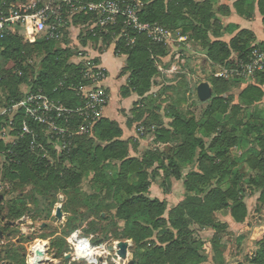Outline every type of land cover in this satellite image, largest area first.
I'll use <instances>...</instances> for the list:
<instances>
[{"label":"trees","instance_id":"obj_1","mask_svg":"<svg viewBox=\"0 0 264 264\" xmlns=\"http://www.w3.org/2000/svg\"><path fill=\"white\" fill-rule=\"evenodd\" d=\"M29 1L0 0V14L11 6ZM69 1L85 4L105 0ZM139 1L142 3L139 13L142 23L159 24L171 30L176 38L199 44L207 52V60L214 65L229 70L240 68L250 62L255 49L264 51V42L256 44L255 34L248 30L239 31L229 42L221 40L223 32L234 35L239 29L233 25L224 27L218 19V14H231L226 5L217 7L211 0ZM233 7L246 19H252L258 10L264 28V0H236ZM74 19L82 26L96 21L92 14H79ZM121 30L122 25L111 27L108 32L96 28V36L85 30L84 38L96 44L110 45L115 36H120ZM132 39L134 43H131ZM61 42L40 38L29 43L16 32L0 38V102L4 99L10 104L13 100L18 101L19 86L28 83V78L20 77L15 70L28 56L37 54L42 56V71L32 91L41 92L68 108L79 106L81 97L76 88L84 84L83 67L70 62L74 52L60 46ZM114 51L118 56L127 57L121 73L128 75L126 85L121 88L122 98L131 95L141 98L133 109L138 122L144 119L140 104L147 107V101L154 100L148 94L159 76L155 59L167 57L170 49L153 43L145 34L130 32V42L125 37L119 38ZM211 84L213 97L205 102L208 107L201 120L170 112L164 118L171 121L168 128L163 121L150 125L153 120L149 118L142 123L158 135V143L167 145L171 138L181 140L166 152L154 148L139 158L132 157L131 141L122 139L123 130L119 124L102 118L94 129L96 140L88 136L77 137L76 147L68 158L72 168L62 177L59 171L47 170L46 162H40L30 147L29 137L14 147L4 146L0 139V151L6 152L11 159L7 176L34 189L41 183V178L46 177L48 185L64 186L70 191L79 186L84 175L92 173L97 193L83 202L88 215L86 220L95 218L97 222L90 224L94 228L99 227L98 222H107L105 230H115L117 240H132L134 264H205L207 259L200 251L205 242L199 236L200 232L207 228L217 232L227 229V225L215 221L216 213L228 211L235 223L243 224L249 215L247 195L258 194V210L264 208V114L259 110L253 119L246 114L247 108L256 107L264 99V72L257 73L252 82L243 86L224 78L212 79ZM20 122L21 119L18 124ZM233 150L241 151V155L233 156ZM195 165L197 169L190 171L183 182L187 196L166 218L168 203L150 198L152 184L162 173L161 188L168 194L172 180H182L184 171ZM245 168L252 175L247 177ZM31 202L36 206L33 198ZM108 203H115L116 208L111 210L106 206ZM26 204L25 200L16 202L10 210L12 217L24 215ZM104 213L107 217L103 219ZM77 221L76 218L69 221V233L76 230ZM119 223L123 224V229L117 232ZM109 238L106 231L103 240ZM220 241L215 240L213 246L222 259ZM256 244L259 250L248 258V264H264V229ZM58 245L63 247L64 242ZM66 251L67 247L57 254L64 258ZM10 259L13 264L24 262L18 254ZM219 264H223L222 260Z\"/></svg>","mask_w":264,"mask_h":264},{"label":"rangeland","instance_id":"obj_2","mask_svg":"<svg viewBox=\"0 0 264 264\" xmlns=\"http://www.w3.org/2000/svg\"><path fill=\"white\" fill-rule=\"evenodd\" d=\"M197 1L202 2L203 0ZM74 20V17L69 20V24L65 30L66 32L61 40L62 42L59 44L63 48L72 49L74 55L70 62L76 65L82 64V62L78 60L79 53L81 52L87 53L86 60L99 61L98 57L94 58L93 56H98V54L107 51L103 57V63L105 65L106 60H110V63H106L105 65L108 68L110 79L111 92L106 84L109 97L111 95V100L109 101L110 110H115L116 107L119 117L124 120L123 123L126 124L128 121L130 124L131 128H129L128 131L132 133V142H139L136 152L138 157H141L144 152L154 148H159L166 152L169 148L181 143V140L178 138H171L167 145L158 143L156 141L158 135L153 132V129H149L142 124L146 118L153 120V122H150V125H155L163 121L166 128H168L171 121L164 118L170 112L184 116H194L196 120H201L204 117L208 104L201 103L197 97V88L200 84L209 83L213 89L211 82L212 79L216 78L231 80L232 82L238 83V86H243L253 81L252 77H248L249 79L247 80H238L239 78L231 73L223 75V72L227 69L214 65L208 61L206 57L207 52L202 51V47L199 44L193 41H184L180 46L179 44L174 46V48L180 47L182 49L181 52L185 59V63L180 66V72L169 76L159 73V76L155 79L156 81L151 92L148 94V96L151 95L150 97L153 96L152 98L154 100H148L147 107H143V105L140 104L141 108L144 109V119L137 122L135 119L136 117L133 115V109L135 108L134 101L131 103L130 98L124 100V106L130 105L127 108L121 105L122 101L119 90L120 86L124 83L123 79H128V75H125L124 78H118L116 72V68L120 67L124 62V59L115 58L113 54V52L115 53V44L120 36H115L114 41H111L110 45H105L102 42H100V44L93 43L91 40L84 38L86 33L85 29L82 25L76 24ZM75 28L77 30H75ZM16 33L21 35L25 42H29L26 38H31L33 40L32 33H28L32 35L29 36L26 31L21 28H19ZM257 36L259 39H262L259 32H257ZM224 40L229 41V38L225 36ZM84 41H86V45L83 44ZM173 52L174 51L171 49L168 56L173 54ZM155 60H158V58ZM15 71H17L20 77L25 76L24 78H28V83H23L19 86L18 101L13 100L10 104L4 99L0 102V121L2 125L0 139L4 146L11 147L19 145L21 141L27 137L25 135L21 137L24 112L18 111L19 108L14 111L13 106L24 100L31 93L42 95L41 92L32 91L33 84L42 71V56L37 54L28 56L22 61L21 66H17ZM43 95L47 97V95ZM135 100L140 102L141 98L137 97ZM118 103L119 105L117 106ZM259 110L264 114V99L260 104L256 105V107L247 108L246 114L249 118L253 119L259 114ZM262 112L260 114H262ZM108 115L111 118L113 117L110 113ZM155 117L157 118L156 120L154 119ZM19 119H21V122L18 124ZM245 121H247V118ZM60 128L64 132L62 133L64 138L59 140L56 132ZM78 129V121H74L73 119H68V121L63 119V121H61L52 113L48 114L43 125L30 124V131L36 138L33 145L31 139L30 147L36 152L41 163L46 162L45 166L47 170L59 171L62 177L66 170L72 168L68 158L76 147L75 142L77 137H80L76 135V132H79ZM141 129H144V131ZM18 132L21 134H18ZM71 134L74 135L69 138ZM197 135L199 136V133ZM84 136L96 140L94 132ZM134 139L136 140L134 141ZM65 141H67L66 149L64 148ZM131 151V156H134ZM240 155L241 151L233 150V156L238 158ZM10 162L11 159L9 155L6 154V152L0 151V231L5 236L3 240L4 243L0 248V261L11 262L10 257L18 254L23 258V264H27V248L34 242L40 241L37 242V244L41 243L47 246L48 242L49 254L55 261L53 264H57L58 262H61V264H89L88 261L73 262L69 259L66 260L63 257H59V254H57L61 249L64 251L65 247H67L65 253L69 252L66 238L74 232H79L80 237L83 239L92 240L94 246L101 244L107 245V251H114L113 247L117 242L131 241L133 243L132 240H117L114 237L115 230L111 228L105 230L109 224L107 222H98V228L90 227V224L97 222V220L93 217L86 220L88 215L83 208V202L90 195L97 193L94 187V175L92 173L84 175L79 186L70 191H66L64 186L54 188L52 185H48L46 177H42L41 183L34 189L30 185L22 184L19 181H13L7 176ZM196 169V165L190 166L184 171L182 180H172L171 189L167 188L169 189L168 194H165L163 188H161V183L163 182L162 173L161 177L157 179V182L152 184L149 193L150 198L166 200L168 203V209L165 214L166 218L169 217V212L187 196L183 188V182L186 175L190 171ZM245 171L247 177L252 175L248 168H245ZM44 184L47 185L45 186ZM32 198L36 206L31 202ZM61 199L64 200L62 201ZM19 200H25V202H27L25 205V213L18 218H13L10 214V210ZM245 201L248 205L249 215L243 224L235 223L230 212L221 211L214 215L215 221L227 225V229L223 230L224 232H217L211 228H207L200 232L199 236L205 242L204 247L200 250L207 259L205 264H219L221 260L223 264H236L237 262L248 264V258L254 256L259 250L256 240L264 229V208L258 210V194L254 196L247 195ZM106 206L112 208L111 210L116 208L115 203H108ZM60 208L62 212L57 215ZM106 214H102L103 219L107 217ZM56 216H60V219ZM72 218L78 220L76 223L77 228L69 233L67 225ZM95 229L97 231H95ZM122 229L123 224L119 223L117 232H120ZM89 231L90 233H88ZM106 231L110 238L103 240ZM215 240H221L220 255H222V259H219V255L214 250L213 244ZM62 242H64L63 247L58 245ZM114 248L116 250V247ZM132 248L130 249L127 262L124 264H134ZM110 253H112V255H108L109 257H107L109 264H114L112 261L113 256H115V259L117 257L118 264H122L125 260L118 255L117 250Z\"/></svg>","mask_w":264,"mask_h":264},{"label":"built area","instance_id":"obj_3","mask_svg":"<svg viewBox=\"0 0 264 264\" xmlns=\"http://www.w3.org/2000/svg\"><path fill=\"white\" fill-rule=\"evenodd\" d=\"M141 7L142 3L139 0H105L100 3L85 4H74L69 0H30L26 4L11 6L6 12L0 14V38H4L6 34L15 33L19 28L25 30L28 34L29 24H31L33 40L28 38L30 42L34 43L40 38L61 41L71 18L79 14H92L95 15L96 21L91 25H84L83 28L93 33V36H96V28L108 32L109 28H115L119 25H122L120 38L125 37L129 42L130 32L145 34L153 43L166 46L174 51L168 57L155 60L159 73L167 76L179 73L180 66L185 63V59L181 52L182 49L180 47L174 48V46L178 44L180 46L184 39L176 38L171 30L159 24L142 23L139 17ZM131 43H134L133 39ZM86 57L87 53H79L78 60L82 62L81 74L84 81L83 85L76 88L81 97L79 106L68 108L43 94L32 93L13 106L14 111L19 108L18 111L24 112L22 134L19 132L18 134H21V137L25 135L32 139V145L35 143L36 138L30 131V124L43 125L49 113H52L61 121L63 119L78 121L79 132H76L78 136L93 133L98 122L104 118V109L110 101L106 86L108 73L94 60H86ZM260 72H264V51L255 49L250 62L240 68L230 69L229 71L227 69L223 72V75L231 73L237 76L238 80H247L248 77L254 78V75ZM141 130L144 131V129ZM62 133L64 132L61 128L56 132L59 140L64 138ZM73 135L71 134L69 138ZM64 148H67V141L64 142ZM4 239L5 237L0 239V248L4 243ZM37 242L40 241L34 242L27 248V264H53L55 261L49 254L48 242L43 249L39 248ZM66 243L69 252L64 254V259L67 255H70L69 260L73 262L88 261L89 264H109L107 257L110 254L108 253L116 251L114 247V251H107V245L104 244L94 246L92 240L81 238L79 232H74L66 238ZM132 245V242L128 244L126 252H130ZM37 251L46 255V260L41 257V261L38 263ZM112 261L114 264H118L117 257L115 259V256H113ZM126 262L127 260H124L122 264ZM0 264H10V262L0 261Z\"/></svg>","mask_w":264,"mask_h":264},{"label":"crops","instance_id":"obj_4","mask_svg":"<svg viewBox=\"0 0 264 264\" xmlns=\"http://www.w3.org/2000/svg\"><path fill=\"white\" fill-rule=\"evenodd\" d=\"M217 7L219 6H222V5H226L230 8L231 10V14L229 16H225V15H222V14H218V19L221 21L222 25L224 27H228V26H237L238 31L234 33V35H229L228 33H224L223 37L221 38V40L223 41H226L224 40V37H228L229 38V41L241 30H248V31H251L255 34L256 36V44H260L262 42H264V28H263V17L260 15V13L258 12V10H256L255 14H254V17L252 19H246L244 17H241L237 12L236 10L234 9L233 7V4L236 0H211ZM75 30H77L75 28ZM257 32L260 33V35L262 36V39H259L258 36H257ZM28 40V38H26ZM184 41L186 42L187 39L186 38H183ZM29 41V40H28ZM229 41H226V42H229ZM30 43V41H29ZM33 43V42H31ZM202 51H204L203 49H201ZM107 53V51L105 53H102V54H98V56H93L94 58L95 57H98L99 61L97 62L99 65H101L102 68H104L107 73H108V68L105 66L106 63H110V60H106V63L104 65L103 63V57L105 56V54ZM114 54V57L115 58H118V59H124V62L123 64L116 68V72H117V75H118V78H124L125 76H122L121 73H122V70L123 68L126 66V61H127V57L126 56H118V55H115V53L113 52ZM116 60V59H114ZM113 60V61H114ZM124 83L120 86V95H121V88L123 86L126 85L127 83V78H124ZM107 85H108V88H109V91L111 92V89H110V79H109V73H108V80H107ZM138 96L137 95H131L129 98L131 99V103L134 101V104L137 102V100H135V98H137ZM129 98H122L121 96V101H122V104L123 105V101L124 100H127ZM134 98V100H133ZM119 99V98H118ZM110 100H111V95H110ZM120 100V99H119ZM119 103L117 104V106L119 105ZM110 103L108 104V106L104 109V112H103V115H104V118H107L111 121H114V122H117L119 124V126L121 127V129L123 130V140L124 141H131V144H130V151L131 153H133L134 156L132 157H137L139 158L137 155H136V152L138 150V143L136 141V143H133L132 142V139H133V136H132V133L129 130V128H131V126L129 125L128 121L126 124L123 123V119H121L116 111V107H115V110H110ZM124 106V105H123ZM130 105L128 106H124V107H129ZM111 114L113 117L111 118L108 114ZM137 139V138H136ZM134 139V141L136 140Z\"/></svg>","mask_w":264,"mask_h":264},{"label":"water","instance_id":"obj_5","mask_svg":"<svg viewBox=\"0 0 264 264\" xmlns=\"http://www.w3.org/2000/svg\"><path fill=\"white\" fill-rule=\"evenodd\" d=\"M197 97L199 99L200 102H208L209 100L212 99L213 97V89L211 88L210 84L209 83H202L198 86L197 88ZM62 201L64 199H61ZM60 211L62 212L61 208H60ZM57 218L60 219V216H56ZM4 238V234L0 231V239H3ZM119 254L123 257L126 256V250H127V247H128V243L127 242H121L119 244ZM38 256H39V259L37 260V262L39 263L41 261V257H42V253L41 252H37ZM70 256H66L65 259H69ZM10 264H13V263H10ZM57 264H61V262H58Z\"/></svg>","mask_w":264,"mask_h":264},{"label":"bare ground","instance_id":"obj_6","mask_svg":"<svg viewBox=\"0 0 264 264\" xmlns=\"http://www.w3.org/2000/svg\"><path fill=\"white\" fill-rule=\"evenodd\" d=\"M28 30H29V34L30 33H32V35H33V31H32V26H31V24H29V28H28ZM32 35H29V36H32ZM62 216H63V214H62ZM128 243V242H127ZM120 243H116L115 245H114V247H116V250H117V252H118V255L120 256V257H123V256H121L120 254H119V245ZM128 244H131V242H129ZM39 245V248L40 249H43L46 245L45 244H41V243H39L38 244ZM37 252H40V251H37ZM38 254V253H37ZM43 254V253H42ZM108 254H110V255H112V253H108ZM128 256H129V252H126V256L125 257H123L125 260H127L128 259ZM42 257L46 260V255H42Z\"/></svg>","mask_w":264,"mask_h":264},{"label":"flooded vegetation","instance_id":"obj_7","mask_svg":"<svg viewBox=\"0 0 264 264\" xmlns=\"http://www.w3.org/2000/svg\"><path fill=\"white\" fill-rule=\"evenodd\" d=\"M5 237V236H4Z\"/></svg>","mask_w":264,"mask_h":264}]
</instances>
